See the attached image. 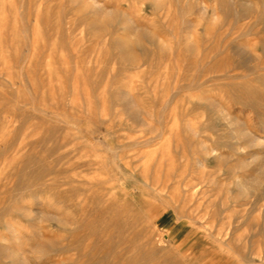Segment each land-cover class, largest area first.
I'll return each mask as SVG.
<instances>
[{
	"label": "rangeland",
	"instance_id": "obj_1",
	"mask_svg": "<svg viewBox=\"0 0 264 264\" xmlns=\"http://www.w3.org/2000/svg\"><path fill=\"white\" fill-rule=\"evenodd\" d=\"M0 264H264V0H0Z\"/></svg>",
	"mask_w": 264,
	"mask_h": 264
}]
</instances>
